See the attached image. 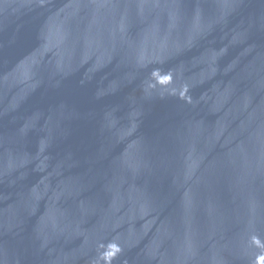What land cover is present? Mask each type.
Returning a JSON list of instances; mask_svg holds the SVG:
<instances>
[{
	"label": "water",
	"instance_id": "obj_1",
	"mask_svg": "<svg viewBox=\"0 0 264 264\" xmlns=\"http://www.w3.org/2000/svg\"><path fill=\"white\" fill-rule=\"evenodd\" d=\"M0 264H264V0H0Z\"/></svg>",
	"mask_w": 264,
	"mask_h": 264
}]
</instances>
